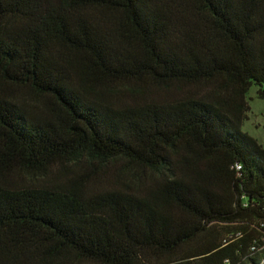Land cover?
<instances>
[{
    "label": "trees",
    "instance_id": "obj_1",
    "mask_svg": "<svg viewBox=\"0 0 264 264\" xmlns=\"http://www.w3.org/2000/svg\"><path fill=\"white\" fill-rule=\"evenodd\" d=\"M264 0H0V264H258Z\"/></svg>",
    "mask_w": 264,
    "mask_h": 264
},
{
    "label": "rangeland",
    "instance_id": "obj_2",
    "mask_svg": "<svg viewBox=\"0 0 264 264\" xmlns=\"http://www.w3.org/2000/svg\"><path fill=\"white\" fill-rule=\"evenodd\" d=\"M247 97L250 110L242 130L255 137L264 146V99L257 95L256 86H252Z\"/></svg>",
    "mask_w": 264,
    "mask_h": 264
},
{
    "label": "water",
    "instance_id": "obj_3",
    "mask_svg": "<svg viewBox=\"0 0 264 264\" xmlns=\"http://www.w3.org/2000/svg\"><path fill=\"white\" fill-rule=\"evenodd\" d=\"M258 264H264V260H262L260 263H258Z\"/></svg>",
    "mask_w": 264,
    "mask_h": 264
}]
</instances>
